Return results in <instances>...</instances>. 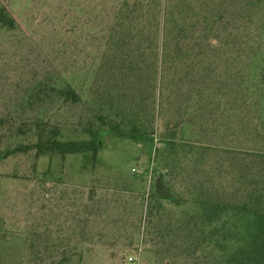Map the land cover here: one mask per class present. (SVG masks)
<instances>
[{
	"label": "rangeland",
	"instance_id": "obj_1",
	"mask_svg": "<svg viewBox=\"0 0 264 264\" xmlns=\"http://www.w3.org/2000/svg\"><path fill=\"white\" fill-rule=\"evenodd\" d=\"M1 1L17 23L13 30H0L1 142H25V136H9L21 123L28 127L37 109L45 111L48 124L58 126L59 138H89L88 127L100 125L97 116L103 111L92 98H98L94 94L103 88V73L109 67L103 63L104 37L120 16L121 0ZM150 9L153 22L157 10ZM257 9L233 14L219 26V50L245 55L255 48L251 37L260 39L263 33ZM152 32L146 30L148 36ZM148 43L147 38L143 48L153 57ZM143 72V79L132 87L151 91L153 68L146 65ZM62 79L86 88L78 104L43 101L38 88L31 94L33 86ZM232 122H222L216 135L203 137L201 145L219 152L260 146ZM161 127L157 119L150 141L119 135L109 122L95 128L99 147L94 157L87 152L35 159L31 153L0 162V264H214L201 248L193 253L181 242L187 233L180 222L198 210L190 194L176 193L168 183L157 182L154 148ZM203 158L210 166V177H215L212 159ZM182 164L178 180L190 183L188 166ZM151 191L161 197L167 211L162 226L171 232L164 243L157 241L154 231L146 230V200ZM195 217L207 239L218 237L212 226ZM229 225L239 234V243L250 241L242 220Z\"/></svg>",
	"mask_w": 264,
	"mask_h": 264
},
{
	"label": "trees",
	"instance_id": "obj_2",
	"mask_svg": "<svg viewBox=\"0 0 264 264\" xmlns=\"http://www.w3.org/2000/svg\"><path fill=\"white\" fill-rule=\"evenodd\" d=\"M150 6L157 10L153 22ZM251 9H257L254 12L260 16L263 31L260 39L251 37L257 43L255 48L245 55L239 50H219V26L233 14L242 16ZM118 11L116 24L104 37L103 63L109 66L103 73L104 86L94 94L98 98H92L103 110L96 126L110 122L119 135L152 141L159 119L162 127L154 148L157 182L168 183L176 193L190 194L198 207L188 220L179 221L187 233L182 244L190 246L193 253L201 248L214 264H264V0H121ZM16 27L15 18L0 0V30ZM146 30L153 31L150 38ZM147 38L153 57L143 48ZM146 65L153 68L151 91L132 87L134 81L143 79ZM42 85L33 86L31 94L38 88L43 101L72 105L86 94L83 84H69L64 79ZM120 85L126 87L124 91ZM46 118L45 111L37 109L28 127L23 123L14 127L9 137L25 136V142L12 145L0 139V162L31 153L35 159L44 154L96 155V126L88 127L91 136L87 139L64 140L59 138L58 126L48 124ZM233 120L236 130L245 131L260 146L219 152L201 145L203 137L216 135L222 122ZM203 155L212 159L215 177H210ZM182 163L188 166L190 183L178 180ZM220 188L222 194L218 193ZM166 214L163 200L151 191L145 226L147 232H155L159 243L169 239L171 232L162 226ZM195 215L212 226L218 237L207 239ZM238 219L244 222L250 238L245 245L239 243V234L229 225Z\"/></svg>",
	"mask_w": 264,
	"mask_h": 264
}]
</instances>
